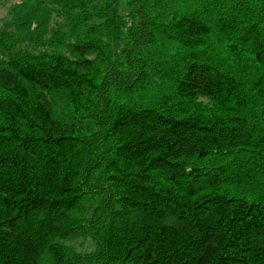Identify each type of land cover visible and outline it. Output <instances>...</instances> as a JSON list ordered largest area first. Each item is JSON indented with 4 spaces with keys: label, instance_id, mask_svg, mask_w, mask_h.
<instances>
[{
    "label": "trees",
    "instance_id": "16d2710c",
    "mask_svg": "<svg viewBox=\"0 0 264 264\" xmlns=\"http://www.w3.org/2000/svg\"><path fill=\"white\" fill-rule=\"evenodd\" d=\"M21 1L67 29L0 33V264H264V0Z\"/></svg>",
    "mask_w": 264,
    "mask_h": 264
},
{
    "label": "rangeland",
    "instance_id": "374dc122",
    "mask_svg": "<svg viewBox=\"0 0 264 264\" xmlns=\"http://www.w3.org/2000/svg\"><path fill=\"white\" fill-rule=\"evenodd\" d=\"M125 0H121V11L127 13ZM21 0L3 1L0 3V33H22L25 37V44L30 47L39 46L42 48V44L49 40L54 32L58 30L65 31L67 29L66 22L58 14V8L55 6L50 7V16L48 21L45 22L46 34H38L36 25L32 24V19L39 18L38 15H32L26 12V6L22 5ZM23 16H26L23 18ZM78 252H89L94 250L93 241L91 239H78L70 243Z\"/></svg>",
    "mask_w": 264,
    "mask_h": 264
}]
</instances>
